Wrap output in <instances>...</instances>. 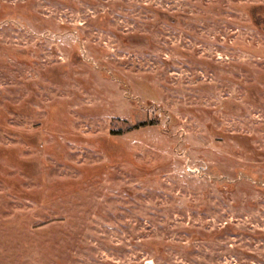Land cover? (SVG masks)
<instances>
[{
  "label": "rangeland",
  "instance_id": "obj_1",
  "mask_svg": "<svg viewBox=\"0 0 264 264\" xmlns=\"http://www.w3.org/2000/svg\"><path fill=\"white\" fill-rule=\"evenodd\" d=\"M264 264V0H0V264Z\"/></svg>",
  "mask_w": 264,
  "mask_h": 264
},
{
  "label": "water",
  "instance_id": "obj_2",
  "mask_svg": "<svg viewBox=\"0 0 264 264\" xmlns=\"http://www.w3.org/2000/svg\"><path fill=\"white\" fill-rule=\"evenodd\" d=\"M148 264H150V263H148Z\"/></svg>",
  "mask_w": 264,
  "mask_h": 264
}]
</instances>
